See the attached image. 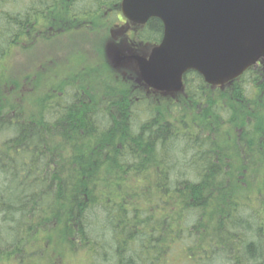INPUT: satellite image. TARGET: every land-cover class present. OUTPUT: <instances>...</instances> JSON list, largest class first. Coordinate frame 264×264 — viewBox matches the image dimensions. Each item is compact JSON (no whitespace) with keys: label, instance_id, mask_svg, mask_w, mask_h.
<instances>
[{"label":"trees","instance_id":"1","mask_svg":"<svg viewBox=\"0 0 264 264\" xmlns=\"http://www.w3.org/2000/svg\"><path fill=\"white\" fill-rule=\"evenodd\" d=\"M87 1L0 0V264H36L45 242L76 264H264V65L216 88L192 71L161 93L122 51L94 88L80 75L45 92L50 115L26 113L62 60L27 63L16 81L10 57L86 26L110 32L121 0ZM162 36L151 19L120 38Z\"/></svg>","mask_w":264,"mask_h":264},{"label":"water","instance_id":"2","mask_svg":"<svg viewBox=\"0 0 264 264\" xmlns=\"http://www.w3.org/2000/svg\"><path fill=\"white\" fill-rule=\"evenodd\" d=\"M121 11L133 24L163 25L159 45L132 57L158 92H180L192 71L224 86L264 59V0H122Z\"/></svg>","mask_w":264,"mask_h":264},{"label":"rangeland","instance_id":"3","mask_svg":"<svg viewBox=\"0 0 264 264\" xmlns=\"http://www.w3.org/2000/svg\"><path fill=\"white\" fill-rule=\"evenodd\" d=\"M84 1L88 3L87 0ZM20 7L21 5L16 7L15 5L11 4L9 8L10 10H18ZM41 27H43L42 30L45 29L43 24H41L40 28ZM50 31H52V27H50ZM105 31L106 29H98L96 26H94L90 27L89 29L86 28L85 33L76 32L73 35L69 34L68 36L70 38L67 36H60L53 37L49 40L39 39L33 48L26 50V53L15 51L12 54V57H10V68L13 70V76L16 81H25L26 71L22 72L21 70L24 69L27 63H31L33 65V63L38 62L40 63V67H42V64L45 65L49 61L53 62L52 59H55L56 57V59L62 60L58 63L57 67L53 66L51 63L52 67L49 68L48 71L52 74L58 71L61 67V73H65L63 77L53 78L48 81L49 78L44 75L47 69H43L42 77L44 81L41 82V84L44 86L40 85L37 91L32 90L31 94L33 95L29 96L27 102H22L23 105L26 104V113H28L27 109L31 111L33 107V111L38 113L41 108V104L44 103V115H50L47 112L48 104L46 103L47 100L44 98L46 95L45 92L50 90L49 94L53 95L58 94L60 90L68 86L78 87L77 85L67 83L73 81L72 78L82 75L80 78H82L88 84L90 83L89 85L92 88L95 87V84L92 83L94 80H102L100 77H102L105 72L102 67V63L103 61L106 62V60L99 47V44L102 43V39L99 37L105 34ZM86 70H89V73H85ZM15 88L16 85H14L13 89ZM159 235L161 236V234ZM46 239V236L43 235L40 238V244L44 241H47ZM30 258L31 257H28V259ZM33 261L34 259L29 260L28 263L33 264ZM36 264L76 263L72 257H70V255L63 257L58 255L54 247L50 243L45 242L42 244L41 256L39 258V262Z\"/></svg>","mask_w":264,"mask_h":264},{"label":"flooded vegetation","instance_id":"4","mask_svg":"<svg viewBox=\"0 0 264 264\" xmlns=\"http://www.w3.org/2000/svg\"><path fill=\"white\" fill-rule=\"evenodd\" d=\"M116 11H117V13L115 14V17L113 18L114 21L111 24L112 29L110 30V32H108V30L106 31V33H105L106 36L109 37V34H111V36L115 38V44L114 45L116 47L123 45V44H128L127 42H125V39L120 38L122 35L124 36L125 34H127V38L130 41H132V38L133 39H139L138 35H139V31L142 29V27L127 23L125 21L124 17L122 16L121 12H120V5H119V8L116 9ZM105 17L107 19V16H105ZM89 19H90V17H89ZM86 27L88 28V26H86ZM111 31H114V32H111ZM129 40H127V41H129ZM108 43H109V41L107 42V45H108ZM142 45H146L149 47L151 46V44H142V43L134 44L135 47L139 48L138 51H140V49L142 48ZM149 49L147 51H149ZM147 51H146V53H147ZM260 65H264V64L259 63L258 66H260Z\"/></svg>","mask_w":264,"mask_h":264}]
</instances>
